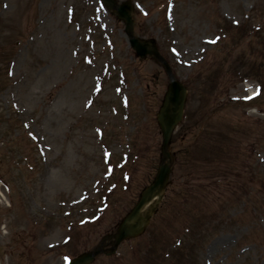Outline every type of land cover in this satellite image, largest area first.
<instances>
[{
    "label": "rangeland",
    "instance_id": "374dc122",
    "mask_svg": "<svg viewBox=\"0 0 264 264\" xmlns=\"http://www.w3.org/2000/svg\"><path fill=\"white\" fill-rule=\"evenodd\" d=\"M129 1L187 95L149 226L89 264H264V0ZM123 27L100 0H0V264L97 248L153 180L170 80Z\"/></svg>",
    "mask_w": 264,
    "mask_h": 264
},
{
    "label": "water",
    "instance_id": "95a60500",
    "mask_svg": "<svg viewBox=\"0 0 264 264\" xmlns=\"http://www.w3.org/2000/svg\"><path fill=\"white\" fill-rule=\"evenodd\" d=\"M105 3L111 5L117 9L118 17H123L126 22V27L129 35L131 36V44L137 49H142L143 45L140 44L137 38L132 36V27H131V5L128 3H123L120 6H114L113 0H105ZM167 95L164 100L163 107L159 112V123L161 124L163 135H164V144L167 143L169 139V133L175 123L179 120L181 116V108L183 106V98L184 92L183 87L176 82H172L170 87L167 90ZM164 155L167 156L166 151H164ZM159 172L156 176V181L149 185L147 189L144 190L142 197L139 200V204H137L129 215L124 219L121 223L117 236V243L120 239L129 236V234H134L140 232L143 228L145 222L147 221L149 215L140 216L139 208L150 199L153 193H159L160 189L164 186L167 181V177L169 174L170 168H168L167 164H161L159 166ZM101 249H97V251L80 255L76 257L70 264H86L88 261H91L93 257L101 252Z\"/></svg>",
    "mask_w": 264,
    "mask_h": 264
},
{
    "label": "bare ground",
    "instance_id": "6f19581e",
    "mask_svg": "<svg viewBox=\"0 0 264 264\" xmlns=\"http://www.w3.org/2000/svg\"><path fill=\"white\" fill-rule=\"evenodd\" d=\"M141 216V215H140Z\"/></svg>",
    "mask_w": 264,
    "mask_h": 264
}]
</instances>
